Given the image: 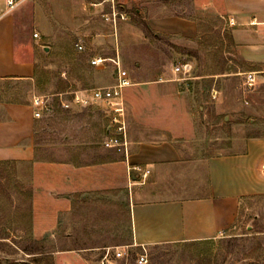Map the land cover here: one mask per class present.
I'll return each instance as SVG.
<instances>
[{"label": "rangeland", "instance_id": "1", "mask_svg": "<svg viewBox=\"0 0 264 264\" xmlns=\"http://www.w3.org/2000/svg\"><path fill=\"white\" fill-rule=\"evenodd\" d=\"M98 1L30 0L16 9L18 48L24 44L33 48L36 77L34 86L18 80L0 82V97L26 100L34 91L49 95L50 107L42 112L37 126L41 157L63 160L79 154L83 162L98 161L107 152L101 110L75 104L64 107L59 94L113 84V64L94 66L91 59L97 54L114 56L118 44L124 68L133 81L143 83L134 86L139 111L149 109L158 116L156 123L171 126L175 121L171 94L181 93V106H188L194 118L192 129L180 137L184 157L198 162V168L188 167L185 179L201 186L198 192L185 194H204L208 176L206 168L201 172L202 162L212 155L240 151L248 138L264 136V73L256 74L253 85L247 84L249 66L235 55L225 20L218 14L198 12L192 0H116L128 14L119 23L117 36L102 17L110 4L92 5ZM164 4L168 7L162 9ZM156 10L196 18L199 34L183 37L156 32L148 24V15ZM79 38L86 44L85 51L75 47ZM186 61L193 65L192 78L170 81L179 79L174 67ZM155 88L168 96L166 102H149L147 96ZM130 202L129 192L88 196L64 217L54 236L35 239L30 166L0 161V261L56 264L55 255L61 253L65 256L61 264H98L105 246L132 243ZM149 248L148 264H264V195L244 200L236 222L215 239ZM130 252L125 264H136L137 250Z\"/></svg>", "mask_w": 264, "mask_h": 264}, {"label": "crops", "instance_id": "2", "mask_svg": "<svg viewBox=\"0 0 264 264\" xmlns=\"http://www.w3.org/2000/svg\"><path fill=\"white\" fill-rule=\"evenodd\" d=\"M192 2L198 12L218 14L225 20L234 53L249 66L248 72L264 73V0ZM167 7L164 4L162 9ZM5 10L0 0V82L18 80L34 86L36 54L25 44L18 48L17 16ZM148 24L156 32L183 37L200 32L196 18L157 10L148 15ZM176 80L182 81L170 79ZM134 83L125 90L129 153L107 148L104 157L89 162H83L79 154L63 160L41 157L43 146L38 141L37 126L42 115L36 117L35 91L26 100L0 97V161L30 166L31 231L35 239L54 236L64 217L83 198L129 192L132 242L150 246L210 240L236 222L244 200L264 195L263 135L248 138L240 151L208 157L201 163V172L204 168L207 171V191L202 195L185 194L201 189L185 179L188 167L198 168V162L185 159L180 138L194 126L192 113L185 104L181 106L182 95L175 91L171 94L174 124L164 127L156 123L155 112L138 110L134 86L143 83ZM156 88L151 90L152 96H147L149 102H166L168 96L165 98ZM102 117L107 127L109 120L103 112ZM177 120L184 124L178 125ZM64 258L56 254V264Z\"/></svg>", "mask_w": 264, "mask_h": 264}, {"label": "built area", "instance_id": "3", "mask_svg": "<svg viewBox=\"0 0 264 264\" xmlns=\"http://www.w3.org/2000/svg\"><path fill=\"white\" fill-rule=\"evenodd\" d=\"M6 6L5 13L14 12L24 3L30 0H3ZM105 3L110 4V10L102 12V17L114 28V34L117 36L118 25L121 21L128 19V14L118 8L116 0H100L92 3L93 6H101ZM34 36H38L35 33ZM78 51H85L86 44L82 38L75 43ZM112 63L115 68V82L109 85H98L90 88H77L67 93H60L61 103L64 107H70L75 104L82 107H97L108 118L107 138L104 145L107 148L115 149L124 154L129 153L128 139V120L127 103L125 99L126 88L134 85L130 73L123 66L119 46H116L114 56H97L91 59L94 66H105ZM176 74H179V80H188L192 78L193 65L191 62H182L174 67ZM257 72H246V81L249 86L256 81ZM217 91L214 90L213 97H216ZM68 94L69 99L64 100L63 95ZM49 95L35 94L33 103L37 108L36 117H41L44 110L49 109ZM137 250L136 264H148L150 260L149 246L146 244H137L132 242L127 245H109L105 246L98 259V264H125L130 260V249Z\"/></svg>", "mask_w": 264, "mask_h": 264}, {"label": "trees", "instance_id": "4", "mask_svg": "<svg viewBox=\"0 0 264 264\" xmlns=\"http://www.w3.org/2000/svg\"><path fill=\"white\" fill-rule=\"evenodd\" d=\"M25 263H28V264H40L38 260H36V261H32V260L31 261H25ZM51 264H53V262Z\"/></svg>", "mask_w": 264, "mask_h": 264}]
</instances>
